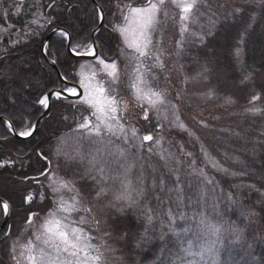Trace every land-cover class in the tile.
Here are the masks:
<instances>
[{
    "label": "trees",
    "instance_id": "obj_1",
    "mask_svg": "<svg viewBox=\"0 0 264 264\" xmlns=\"http://www.w3.org/2000/svg\"><path fill=\"white\" fill-rule=\"evenodd\" d=\"M96 1L104 11L105 22L95 39L101 55L114 56L118 53L119 36L109 20L113 17L111 13L114 11L115 2L119 1L121 4L127 1ZM142 1L128 2L140 5ZM20 3L24 12L21 17L24 25L37 12L43 14L41 23L44 27L48 24L47 19H51L52 23L45 29L36 25V34L24 45L13 49L9 53L10 59L0 61V115L11 120L16 129L33 124L42 113L37 104L38 99L48 90L62 85L57 71L48 60L57 61L56 65L67 80L74 81L76 78L75 71L79 60L66 52V40L61 46V37L58 34L50 39L47 54L46 51L45 54L42 53V44L48 30L58 26L69 32L71 37H75L71 39V45H88L90 34L98 24L97 8L91 0H22ZM235 8H241L242 12H234ZM228 12H233V15L227 16ZM192 13L194 16L191 28L197 32V37L202 36L204 44L211 42L221 53L222 79L227 82V87L218 92L215 98L205 99L206 87H193L188 83L189 87H193V92L188 94L191 104L188 109L181 106L182 108L175 110L183 119L186 118V113L191 116L194 138L177 130L162 131V145L167 152L173 153L167 161L161 160L156 150L151 154L148 152L147 147L152 146V141L147 143L133 136L127 145L113 137L112 151L115 153L117 148L127 149V159H121V163L134 165L130 168L132 175H129L134 180L133 185L141 166L144 169L145 185L148 186L151 184L152 167L157 169L156 175L164 173L167 176L168 168L176 167V158L184 161L180 166L181 174L190 172L187 168L190 158L183 155L187 151L196 156L197 169L203 168L208 179L214 178L217 183L204 185L202 182L199 185L205 197L199 206H195V196L192 204L185 201V206L180 211L187 214L189 223L177 220L173 225L175 232L168 230L166 217L163 218V223L154 220L153 224H149L140 212H128L124 220L125 227L121 232L112 234L113 242L105 240L106 244H110L111 251L108 252L112 255L107 258L108 264H179L177 257L197 264H213L211 254L203 257L195 255V250L200 248L199 244L207 243L205 235L201 236L199 244L193 240L194 246L188 252L184 251L188 248V240L193 239V232H183L185 227H193L190 216L193 220L194 217H203L213 224L218 222L219 216L227 222L225 226H231V233L226 234L224 244L219 248L218 264H264V89L259 87V83L264 81V5L246 0H201L199 7ZM197 39L201 41L200 38ZM199 41L191 36L185 44L189 49L187 56L183 52L179 56L189 76L198 70L193 60L188 57H194L202 50L203 45ZM237 48L240 49L239 56L236 54ZM245 76L249 79L244 80ZM215 84L216 81H212V85ZM225 95L230 96L234 103L226 105L222 99ZM253 95L258 96V99L252 100ZM68 104L54 101L50 114L40 122L37 131L29 139L13 138L0 121V161L7 156L12 161L11 167L0 168V187L6 194L11 195V202L14 204V201L22 199L18 189L23 191L34 185L32 180L25 178L40 174L42 167H46V162L37 158L38 152L43 151L49 155L53 163L61 166V172L67 171L68 178L73 173L87 170L88 158L78 159L68 169L64 160L53 152L61 131L65 130L69 134L65 142V152L74 155L83 145L84 155L88 156V141L82 138L80 132L75 131L76 121L72 118L73 110L68 108ZM249 108H258L261 112L253 115L247 111ZM63 116H68L69 119L65 121ZM138 121L134 124L139 128ZM141 128V133L151 132L146 127ZM157 131L158 129L153 130ZM181 144L184 145L183 149L180 148ZM201 146L228 171L212 168L200 152ZM122 177L121 173L118 182ZM188 178L194 182L195 191V181L200 179L198 173ZM39 180H44V177ZM46 206L48 202L42 204V208ZM168 206L165 205L163 212L167 211ZM156 215L160 216L161 213L157 212ZM161 230L164 233L163 240L160 239ZM94 232L95 229L92 230V235L96 237L94 241L101 240Z\"/></svg>",
    "mask_w": 264,
    "mask_h": 264
},
{
    "label": "snow or ice",
    "instance_id": "obj_2",
    "mask_svg": "<svg viewBox=\"0 0 264 264\" xmlns=\"http://www.w3.org/2000/svg\"><path fill=\"white\" fill-rule=\"evenodd\" d=\"M5 2L6 0H0V14L7 16L13 7L18 12L20 11L19 0H8V8L4 7ZM246 2L264 5V0H246ZM200 3L201 0H170V4L180 10L181 22L187 21L189 15L199 7ZM165 4L166 0H158L157 3L149 0L145 7H133L131 4L125 6L127 14L125 15L123 11L120 12L123 26H114V30L118 31L123 38L124 48L118 50L117 56L110 58V63L106 62L109 58H102L97 54L94 46H91L87 52V55L99 61L104 69H110L108 75L112 77L113 81H117L120 76L118 63L120 57H124L126 61L124 68L126 80L129 79L128 69L132 64L136 65L131 74V79L135 81L130 84L135 99L131 107L134 114L142 122H148L149 124L152 121L150 109L156 108L158 104H163L165 98L163 92L154 91L145 79V74H147L155 80V69L165 67L161 60L162 52L154 43L152 34L155 31L156 14ZM220 7L223 8V5H220ZM117 8L119 10L120 6L117 5ZM234 12L240 13L242 9L235 8ZM231 15H233V12H228L227 16ZM34 16L35 18L25 25L26 30L33 31V34H35V31L31 28L32 25L44 27V24L41 23L43 14L37 12ZM227 16L225 19H227ZM46 23H52L51 19H47ZM226 28L225 25L224 31L227 36ZM186 31L187 25L182 23L181 33L183 34ZM58 35L61 37V46H63L65 40L70 39L69 32L63 29L58 31ZM74 38L71 37V39ZM241 42H243V36H241ZM186 43L184 39L177 41V58L181 55V52L187 56L189 49L185 47ZM200 43L203 45L202 50L196 56L188 57L197 66L196 73L189 76L185 65L179 67L185 71L186 84L191 83L193 87L203 85L207 88L204 98L212 99L216 97L218 92L227 87V82L222 79L221 53L212 46L211 42L204 44L203 39H201ZM44 48L47 54L48 45L45 44ZM79 48L80 45H69L70 51L75 55H82ZM236 54L239 56V48H237ZM149 60L155 63L146 64L145 61ZM51 63L55 65L57 61L52 59ZM248 79V76L244 77V80ZM212 81H216V84L212 85ZM117 87L118 84L114 83L110 85V89L106 90L102 85L94 86L80 79L75 86L66 87L62 90L65 94L63 99L69 100L68 108L73 110L72 118L76 121V130L81 133L83 139L88 141L89 148L87 157L84 155L83 145L74 155L64 152L61 147H57L56 154L58 157L62 156L64 158V163L68 169L78 159L83 160L84 158L89 159V166L83 173H73L72 177L68 178L67 171H65V175H60L61 166L59 164L55 168L52 167L49 155H46L43 151L37 153V158L42 159L48 165V167H42L40 176L48 181L47 189L50 190L55 199L52 201V209L42 217L39 212L32 210L39 207L35 204L33 196L29 194L23 198V203L29 205L25 210V231L31 229L32 236L22 243L19 239L11 240V226H9L8 232L4 233V240H11V244L8 246V254L13 264H108L105 252L111 251V249L106 243H93V240L96 239L92 235L93 229L96 230L102 241L110 239L114 232L119 233L125 227L126 214L135 210L140 212L149 224H153L154 220L163 223V218L166 217L168 230L175 232L176 229L173 225L177 220L185 221L186 224L189 223L187 214L180 211L185 206V201L192 204L193 196H195V206H199L201 200L205 198L199 185L202 182L204 185H215L217 183L214 178H207L203 168L197 169L196 156L193 152L187 151L183 155L190 158V163L187 164L190 172L182 175L180 166L184 161L176 158L174 161L176 167L168 168L167 176L164 173L156 175L157 169L152 167L151 184L148 186L145 185L144 169L141 166L135 185H133V182L128 179V172L134 165L121 163V159H127V149L117 148L115 153L112 151L113 137L122 141L125 145L130 140L126 135L125 124L121 122L122 117L117 115L119 110L117 105L119 103H123L125 109L129 105L124 102L122 96H119L116 90ZM259 87L264 89V81L259 83ZM108 91H111L112 94L108 95ZM51 95H54L56 99H61L62 92L57 91L51 93ZM176 96L182 100L185 98L186 93L178 91ZM70 97H76L77 99L71 100ZM49 99L50 94L45 93L42 98L38 99L37 103L47 110L50 108ZM222 99L226 105L234 103L230 96L225 95ZM257 99L258 96H252V100ZM85 105L87 107H84ZM247 111L253 115L261 112L258 108H249ZM84 113L88 114L85 115ZM63 119L67 121L69 117L63 116ZM176 119L179 120V116ZM216 119H219V117ZM179 128L187 132L189 137L194 135L183 123L179 124ZM35 129L36 125L29 123L19 135L31 137ZM132 132L135 136L136 129L133 128ZM143 140L152 141L153 136L145 135ZM57 143L58 145L61 144L59 138ZM159 143L160 141L157 140L156 144ZM183 147L184 145L181 144L180 148L183 149ZM148 151L152 152L153 149L149 148ZM200 152L212 168L223 172L228 171L203 146H201ZM121 173L123 179H119L118 182ZM197 173L200 179L195 181L197 187L193 191L194 182L188 177ZM25 179L36 180L37 184H41L37 177H26ZM41 187H43L42 184ZM64 191L74 193L70 201L64 198ZM133 191L135 192L134 197L131 194ZM173 194L175 195L173 196ZM40 199H45L44 192H41ZM0 203H2L5 214H8L9 204L6 201ZM165 205L169 206L167 211L163 212ZM215 210L216 204L214 203L213 211ZM157 212H160L161 215L157 216ZM74 214L78 218H74ZM217 220L218 222L215 224L206 223L205 219L201 217L195 228L192 226L185 227L183 232H193V239L188 240V248L184 251L188 252L194 246L193 240L199 244L201 233H203L209 239L207 243L199 244L200 251L195 255L203 257L205 254H211L213 264H218L219 248L223 246L226 234L231 233L232 229L230 225L225 226L227 222H224L222 217L218 216ZM228 238L230 239V236ZM160 239H164L163 230H161ZM161 251L163 252L164 249H161ZM176 259L179 264H195L193 261H185L180 257Z\"/></svg>",
    "mask_w": 264,
    "mask_h": 264
},
{
    "label": "rangeland",
    "instance_id": "obj_3",
    "mask_svg": "<svg viewBox=\"0 0 264 264\" xmlns=\"http://www.w3.org/2000/svg\"><path fill=\"white\" fill-rule=\"evenodd\" d=\"M118 1V0H116ZM127 1V0H124ZM119 2V1H118ZM115 3V8L114 11H112L113 13H111V15L113 17H111V19L109 20V23L112 27L116 26V25H120L123 26V21H122V17L120 15V12L123 11L124 14H127V8L125 7L126 5H128L126 2L124 3ZM143 2V1H142ZM151 2L153 3H157L158 0H151ZM117 5L120 6L119 10L117 8ZM133 7H145L147 6V4L145 5H132ZM194 14L191 13L189 15V19L185 22H181L180 20V10L178 8H176L174 5L170 4V0H166V4L165 6L161 7V10L156 14V23H155V31H153V38H154V43L157 45V47L160 49V51L162 52L161 55V60L163 61L165 67L163 69H155L154 75L156 77L155 80H153L151 77H149L147 74H145V79L148 82V85L154 90V91H160L163 92L165 94V98H164V103L163 104H158L156 106V108L154 109H150V116L152 117V121L151 124H149L148 122H142L140 121V119L137 117V115L133 113L131 114L130 111H132V107L131 105L135 102L134 96L132 94V90L130 89V84L132 82H135L134 80L131 79V74L133 69L136 67L135 64H132L131 67L128 69L129 72V79H124L122 82H124L125 86L127 87L128 91L126 93H122L121 90H119V86L117 87V92L119 93V96L123 97L124 102H126L129 107L125 110L123 103H119L118 106V113L117 115L124 118L127 117V121L123 122L125 124V129H126V135L131 138L133 136V132L132 129L135 128L136 129V133L135 136L136 138H140V130H143L141 127H146V129L150 130L151 134L153 135L154 139L152 140V146L155 145V147L152 148L151 147H147V150L149 148H152L153 151L156 150V154L158 155V157L162 160H166V159H170L171 155H169L170 153L167 152V149L163 147L162 145V139L163 136H161L162 131H181V133L187 134V132L182 131L179 128V124L183 123L189 131H191L193 133V129L191 128L193 124H191V116L189 114L186 113V118L183 119L180 116L179 112H176L175 109H178V107L182 108L181 106H184L185 109L189 108V104H191V102L188 100V94L192 93V89L193 87L190 86L189 84L185 83V72L183 70L180 69V65H183V60L180 61L179 57L177 58V52H178V48H177V41L184 39L186 42L189 41L191 39V36L193 38H195L197 41H199L197 38V32H194V28H191V22L193 20ZM182 23L187 25V31L185 33H181V27H182ZM117 34L119 36V43H120V49L124 48V44H123V38L121 37L120 33L117 31ZM193 41V39L191 40ZM200 42V41H199ZM192 42H190L191 44ZM194 44V43H192ZM196 45V44H195ZM131 51V50H128ZM120 59L123 60L122 63H119V67H120V76L119 79L117 81H113L112 77L108 75V72L110 71V69L106 70L104 69L103 65L99 64V61L97 60H93V61H86L88 62L87 64L82 63V68L81 66L80 68V73L82 74V78L80 77V79L85 80V82L87 83H91L94 82V78H92L93 74L96 77V79L98 80L99 78V82H95L92 85L96 86V85H102L106 90L110 89V85L111 84H119L121 81L120 79L123 78L124 76V68H125V63L126 61L124 60V57H120ZM106 62H111L110 60H107ZM146 64H154L153 61L149 60V61H145ZM91 73V74H90ZM84 75V76H83ZM91 75V76H90ZM90 76V77H89ZM101 76V77H100ZM125 78V77H124ZM183 79V80H182ZM170 86V87H169ZM141 87H143V85H141ZM200 87V86H199ZM147 90V89H146ZM202 90V89H200ZM181 92V93H186L185 98H183L182 100L176 96V92ZM203 91V90H202ZM108 95H111V91L107 92ZM119 99V97H118ZM167 104V106H166ZM175 110V111H174ZM187 112V110H186ZM88 114V113H87ZM133 116V118H132ZM179 116V120L176 119V117ZM132 119V120H131ZM135 120H139L138 122L140 123V126L138 128V126H136L134 124ZM154 125H158V126H154ZM194 126V125H193ZM139 129V130H138ZM154 129H158L157 132H153ZM147 132H145L144 134H146ZM156 134V137L155 135ZM188 135V134H187ZM189 136V135H188ZM194 138V136L192 137V139ZM157 140H161L160 143L157 145L156 141ZM122 142V141H121ZM149 152V151H148ZM151 154V152H149ZM173 154V153H172ZM167 161V160H166ZM131 165V164H129ZM131 171V169L129 170V172ZM128 172V179L131 180L132 182L134 180L130 179L129 175H132V173ZM208 178V176H207ZM123 179V177H122ZM48 183V181H47ZM134 191L131 193L133 196L135 194H133ZM74 193H70L67 191H64V198L66 200L70 201L71 196ZM55 198V197H54ZM83 215V214H81ZM74 218H78L75 216L74 214ZM190 219H192V225L193 228H195V225H197L200 222L199 217H195V219L193 220V217L190 216ZM205 219V218H204ZM195 221V222H194ZM206 223H209L207 219H205ZM93 234H97L96 232H94ZM201 236H204L203 233H201ZM209 237H207V241H208ZM109 240V242H113L112 238L107 239ZM108 242V246H110ZM93 243L95 244H100V243H105V241L103 242L102 240H98V241H94ZM103 250V249H102ZM200 248L195 250V253L199 252ZM106 258H110L112 257V255L109 254L108 251L105 252Z\"/></svg>",
    "mask_w": 264,
    "mask_h": 264
},
{
    "label": "flooded vegetation",
    "instance_id": "obj_4",
    "mask_svg": "<svg viewBox=\"0 0 264 264\" xmlns=\"http://www.w3.org/2000/svg\"><path fill=\"white\" fill-rule=\"evenodd\" d=\"M21 19H20V11L17 10L14 11V14L4 16L3 14H0V61L6 60L7 58L10 59L9 53L12 51L11 48H14L15 40H18L21 38V25H20ZM30 34H32L33 31H29ZM8 35V36H6ZM6 37L11 38L9 41H6ZM19 193L22 195V199L19 198V200L14 201L16 204L11 202L12 197L11 195H8L5 193L3 189L0 187V197L6 199L10 203V218L7 222V225L4 227V229L0 232V262L2 264H13V261L11 260L8 252H9V245L7 243L10 241L4 240V233L8 232L9 226H11V238L17 237L16 239L22 240L23 238L30 239L32 236V231L28 229L25 231V210L29 207L28 204L23 203V198L27 195L31 194L33 196V199L35 197V194L37 192V186L33 185L28 187L27 189H24L23 191L21 189H18ZM35 202V201H34ZM16 205V206H14ZM35 204H39V202H35ZM4 215V209L2 204L0 203V224L2 221ZM24 230V234L15 233L16 231ZM27 239V240H28ZM2 253L3 256H2Z\"/></svg>",
    "mask_w": 264,
    "mask_h": 264
},
{
    "label": "water",
    "instance_id": "obj_5",
    "mask_svg": "<svg viewBox=\"0 0 264 264\" xmlns=\"http://www.w3.org/2000/svg\"><path fill=\"white\" fill-rule=\"evenodd\" d=\"M93 2L95 3L94 0H93ZM98 9H99L100 14H101V20H100V23H99V26H98V27H100V26L102 25V22H103V12H102V10L100 9V7H98ZM54 31H55V30H54ZM96 31H97V29L93 32V34H92V39H93V35H94V33H95ZM52 32H53V30L49 33V35L47 36V38H49V36L51 35ZM68 45H69V42L67 43V47H68ZM68 50H69V47H68ZM96 50H97V47H96V45H95V51H96ZM79 57H82V58H91L92 56L83 55V56H79ZM48 94H50V97H51V92L48 93ZM62 95H65V94L62 93ZM0 120H3V118H0ZM6 219H7V216H6V218L4 219L2 225L0 226V229H1V227L3 226L4 222L6 221Z\"/></svg>",
    "mask_w": 264,
    "mask_h": 264
}]
</instances>
